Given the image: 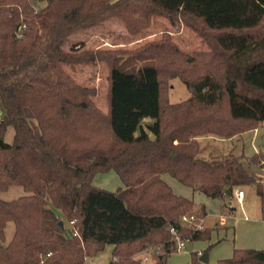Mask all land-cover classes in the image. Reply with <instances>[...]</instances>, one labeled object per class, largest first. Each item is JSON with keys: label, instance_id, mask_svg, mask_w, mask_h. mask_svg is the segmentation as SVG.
Wrapping results in <instances>:
<instances>
[{"label": "trees", "instance_id": "obj_1", "mask_svg": "<svg viewBox=\"0 0 264 264\" xmlns=\"http://www.w3.org/2000/svg\"><path fill=\"white\" fill-rule=\"evenodd\" d=\"M155 17L183 22L208 49L187 52L167 31L133 49L64 47L73 33L111 18L138 35ZM99 62L109 69L106 111L97 88L67 70ZM260 66L264 0H182L179 8L158 0H0V190L26 192L0 198V264H87L108 244L110 264H140L135 255L149 247L164 262L177 236L210 240L212 228L192 225L206 216L204 205L195 213L194 199L165 174L212 199L255 186L264 209L263 184L244 156L201 157L197 139L240 138L261 126L264 85L251 79ZM175 77L191 91L179 102L169 97ZM249 160L263 163L264 155ZM111 170L124 187L94 183ZM190 264H203L198 252ZM216 264H264V249L236 248Z\"/></svg>", "mask_w": 264, "mask_h": 264}, {"label": "rangeland", "instance_id": "obj_2", "mask_svg": "<svg viewBox=\"0 0 264 264\" xmlns=\"http://www.w3.org/2000/svg\"><path fill=\"white\" fill-rule=\"evenodd\" d=\"M165 5L174 8L181 7L182 0H158ZM164 31L170 32L173 39L179 44V46L187 51L193 52L197 50H206L208 49L207 44L202 39L200 35H198L194 30L187 27L183 22H176L172 19H168L165 17H155L153 19L152 25L145 31L141 32L138 35H131L128 33L125 24L118 18H111L99 24L97 26L88 28L86 30L75 32L71 35V37L67 40L64 47L65 49H70L73 44L84 45L85 48H128L133 49L146 41L159 39ZM67 70L74 76L76 81L81 83L82 85L95 87L98 90V94L96 96V101L99 107L103 110H107V90H108V74L109 69L105 63H97V64H83L77 66L75 69H71V67H67ZM254 81L261 79L262 85H264V66H260L257 68L252 76ZM169 97L171 102H179L187 99L191 96V91L188 89L186 84L179 78L175 77L169 80ZM3 109L1 107V113ZM14 137V128L10 126L5 134V141L11 142ZM198 141L200 143L201 151L200 156L204 158H210L214 156L225 157L228 155L240 156L243 155L247 164V167L250 171L256 173L259 176V182L263 184L264 187V162L263 163H250L249 158L255 153L259 155H264V122L261 126L256 130L247 131L243 134V136L234 137V138H223L216 135H203L199 136ZM165 179L173 186L175 191L179 194H191V188L183 185L178 180L173 178L169 174H165ZM94 183L102 188H106L109 190H117L121 187H124L123 182L121 181L118 174L111 170L105 173H99L96 175L94 179ZM179 185V186H178ZM250 192V196L246 199V201H250L253 198V202H249V220H243L244 223H256L264 227V216L261 198L256 192L255 186H247ZM181 188V189H180ZM236 190V189H235ZM235 190L233 198H228V206L229 208H233L231 205L233 203L237 205L238 200L235 197ZM245 190V189H244ZM254 191L256 193H254ZM26 192L21 186H11L7 191L0 190V198L5 200H13L18 198L19 196L25 195ZM188 196V195H187ZM208 198V197H207ZM198 200V195H195V201ZM218 201H224L223 199H219ZM223 203V202H222ZM257 205V206H256ZM52 206L51 204L49 205ZM257 207V212L262 214V219H259V222H255L252 217L254 215V210ZM199 205L197 204L195 208V213H198ZM193 212V214H195ZM237 216V213H236ZM204 218H200L197 222H202L204 224ZM234 225H237L236 219H232ZM197 223H192L193 226H196ZM190 224V223H189ZM70 225L67 224V227ZM14 223L9 222L5 229L7 239L10 240L14 234ZM237 240L239 243L247 244L250 243L252 237H249L250 231H246L245 229H238ZM213 233V231H212ZM233 236V233H231ZM230 235V233H229ZM229 237L228 239L232 238ZM207 242L208 240H201ZM188 245L181 250H176L167 256L166 261L161 262L159 258V249L154 247H149L146 250L135 255V259L140 261V264H190L192 252H194L192 241L187 243ZM256 244V243H253ZM107 246L102 250L106 252ZM213 246L209 248L208 251L211 252ZM114 246L111 250H108V255L106 258H110L112 255ZM101 251V252H102ZM144 252V253H143ZM198 252V251H196ZM142 253V254H141ZM199 254V253H198ZM200 257V255H199ZM97 264H105L104 260H100ZM211 264V263H208Z\"/></svg>", "mask_w": 264, "mask_h": 264}, {"label": "crops", "instance_id": "obj_3", "mask_svg": "<svg viewBox=\"0 0 264 264\" xmlns=\"http://www.w3.org/2000/svg\"><path fill=\"white\" fill-rule=\"evenodd\" d=\"M241 188L243 190L245 189L244 190L245 197L242 203L238 202L237 205L233 203L234 207L232 209L229 208L227 204L229 202L227 199H223L224 201H218L219 199L207 198L200 191L193 190L192 188H191L192 193L190 195L189 194L184 195V196L188 195L187 197L194 199V201H195V195L196 194L198 195V200L195 202L199 206L204 205L206 210V216L203 225L213 229L212 237L207 242L201 240L192 241L193 249L194 251H198L199 255H201L205 251H208L207 248L209 245L212 244L213 246L211 252L208 251L209 252L208 262L204 263L201 261L203 264H208V263L216 264L219 259L230 257L236 248L264 249V227L261 228L259 224L244 223L245 221H243V220H249L247 211L249 212L248 210L250 205L249 202H253L252 200L253 198H251L250 201H246V199L250 196L251 191L248 190L247 186L237 187L235 189L238 190ZM254 193L256 192L254 191ZM252 217L255 220V222H259L260 221L259 219L263 220L262 214L257 212V207L255 208L254 215L252 214ZM234 218L236 219L237 222L236 226L232 222V219ZM236 227L241 230L245 229L246 231H250L249 237H252L250 243L242 244L238 242L237 240L238 232L236 230ZM231 233H233V236ZM231 236L232 238L228 239ZM187 243L185 247L188 245ZM113 246L114 245L108 244L106 252H108V250H111ZM106 252L102 251L99 252L96 256L88 257L87 264H97L99 263L100 260H104L105 264H110L112 255L110 256V258L109 257L106 258V256L108 255V253Z\"/></svg>", "mask_w": 264, "mask_h": 264}, {"label": "built area", "instance_id": "obj_4", "mask_svg": "<svg viewBox=\"0 0 264 264\" xmlns=\"http://www.w3.org/2000/svg\"><path fill=\"white\" fill-rule=\"evenodd\" d=\"M235 197L237 198L238 202L242 203L244 197H245V192L244 190L241 188V189H238L235 191ZM233 207V205H231ZM263 216H264V210H263ZM196 219V216L195 214H188V215H185L183 217V222L184 223H191L192 221H194ZM204 226L202 224V222H199L196 224V227H202ZM177 240V250H181L185 247L186 243L189 241L187 238H184V237H181V236H177L176 238Z\"/></svg>", "mask_w": 264, "mask_h": 264}, {"label": "water", "instance_id": "obj_5", "mask_svg": "<svg viewBox=\"0 0 264 264\" xmlns=\"http://www.w3.org/2000/svg\"><path fill=\"white\" fill-rule=\"evenodd\" d=\"M61 224H62V222H61ZM208 255H209V252L208 251L203 252L200 255V261H202L204 263L208 262Z\"/></svg>", "mask_w": 264, "mask_h": 264}]
</instances>
